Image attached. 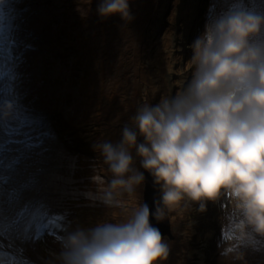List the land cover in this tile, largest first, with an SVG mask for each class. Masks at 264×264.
<instances>
[{
    "label": "rangeland",
    "instance_id": "1",
    "mask_svg": "<svg viewBox=\"0 0 264 264\" xmlns=\"http://www.w3.org/2000/svg\"><path fill=\"white\" fill-rule=\"evenodd\" d=\"M98 2L0 0V105L13 106L0 114V264H59L69 231L126 221L143 204L144 183L116 207L85 198L111 177L93 145L118 141L141 104L179 94L193 71L191 44L220 7L130 0L125 24L101 20ZM168 214L161 264H242L234 251L260 264L264 237L241 239L228 195L203 211L184 200Z\"/></svg>",
    "mask_w": 264,
    "mask_h": 264
},
{
    "label": "clouds",
    "instance_id": "2",
    "mask_svg": "<svg viewBox=\"0 0 264 264\" xmlns=\"http://www.w3.org/2000/svg\"><path fill=\"white\" fill-rule=\"evenodd\" d=\"M129 5L99 0L96 13L127 24ZM191 50L193 71L179 94L141 104L118 141L93 145L111 177L85 198L119 206L118 197L133 193L147 172L158 192L154 210L143 203L126 221L69 231L60 240L59 264H161L169 245L150 217L164 221L184 200L203 211L225 194L242 220L241 239L264 237V0H220ZM12 108L5 101L0 114L7 118ZM232 258L243 264L244 252Z\"/></svg>",
    "mask_w": 264,
    "mask_h": 264
},
{
    "label": "water",
    "instance_id": "3",
    "mask_svg": "<svg viewBox=\"0 0 264 264\" xmlns=\"http://www.w3.org/2000/svg\"><path fill=\"white\" fill-rule=\"evenodd\" d=\"M144 175H145V182H144V188H143V203H147L150 210H154L153 200H154V197L158 198V192L156 191L153 185L152 177L147 172H145ZM150 222L153 224V226L157 227L160 230L162 236L171 235L169 214H167L166 219L161 222H157L150 217Z\"/></svg>",
    "mask_w": 264,
    "mask_h": 264
},
{
    "label": "trees",
    "instance_id": "4",
    "mask_svg": "<svg viewBox=\"0 0 264 264\" xmlns=\"http://www.w3.org/2000/svg\"><path fill=\"white\" fill-rule=\"evenodd\" d=\"M259 250H260V248H259ZM261 252V251H260ZM262 254H261V256H260V259H259V263L260 264H264V253L263 252H261Z\"/></svg>",
    "mask_w": 264,
    "mask_h": 264
}]
</instances>
